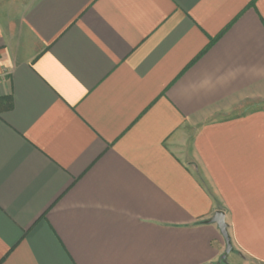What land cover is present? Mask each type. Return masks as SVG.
<instances>
[{
	"label": "crops",
	"instance_id": "0c3cea01",
	"mask_svg": "<svg viewBox=\"0 0 264 264\" xmlns=\"http://www.w3.org/2000/svg\"><path fill=\"white\" fill-rule=\"evenodd\" d=\"M0 264H264V0H0Z\"/></svg>",
	"mask_w": 264,
	"mask_h": 264
},
{
	"label": "water",
	"instance_id": "95a60500",
	"mask_svg": "<svg viewBox=\"0 0 264 264\" xmlns=\"http://www.w3.org/2000/svg\"><path fill=\"white\" fill-rule=\"evenodd\" d=\"M207 223L216 224L222 235L225 243L224 251L219 257V262L226 260L227 255L233 251V246L230 240V236L227 230V222L225 221V213L223 210H215L212 216L206 221Z\"/></svg>",
	"mask_w": 264,
	"mask_h": 264
},
{
	"label": "rangeland",
	"instance_id": "374dc122",
	"mask_svg": "<svg viewBox=\"0 0 264 264\" xmlns=\"http://www.w3.org/2000/svg\"><path fill=\"white\" fill-rule=\"evenodd\" d=\"M227 260H228L229 263H231V262L233 261V260L231 259V255H230V257H228V259L226 258V260H223V261H221L220 263L227 264Z\"/></svg>",
	"mask_w": 264,
	"mask_h": 264
},
{
	"label": "trees",
	"instance_id": "16d2710c",
	"mask_svg": "<svg viewBox=\"0 0 264 264\" xmlns=\"http://www.w3.org/2000/svg\"><path fill=\"white\" fill-rule=\"evenodd\" d=\"M2 100H0V104H1Z\"/></svg>",
	"mask_w": 264,
	"mask_h": 264
}]
</instances>
